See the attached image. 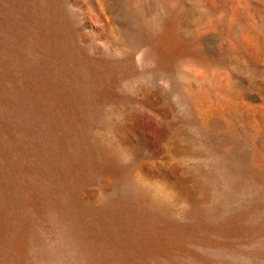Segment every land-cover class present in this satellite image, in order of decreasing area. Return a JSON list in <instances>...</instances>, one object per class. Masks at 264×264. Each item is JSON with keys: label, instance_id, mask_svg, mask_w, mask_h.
Wrapping results in <instances>:
<instances>
[{"label": "rangeland", "instance_id": "374dc122", "mask_svg": "<svg viewBox=\"0 0 264 264\" xmlns=\"http://www.w3.org/2000/svg\"><path fill=\"white\" fill-rule=\"evenodd\" d=\"M0 264H264V0H0Z\"/></svg>", "mask_w": 264, "mask_h": 264}]
</instances>
